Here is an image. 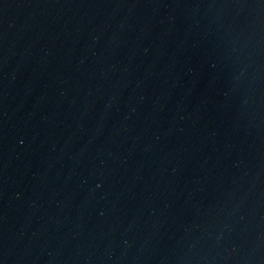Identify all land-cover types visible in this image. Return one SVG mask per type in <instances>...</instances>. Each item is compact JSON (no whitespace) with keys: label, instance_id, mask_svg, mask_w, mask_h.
Segmentation results:
<instances>
[{"label":"water","instance_id":"1","mask_svg":"<svg viewBox=\"0 0 264 264\" xmlns=\"http://www.w3.org/2000/svg\"><path fill=\"white\" fill-rule=\"evenodd\" d=\"M0 264H264V0H0Z\"/></svg>","mask_w":264,"mask_h":264}]
</instances>
